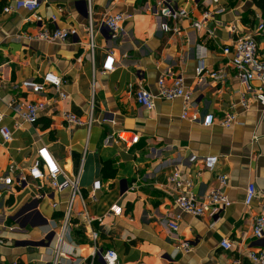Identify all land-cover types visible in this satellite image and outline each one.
Returning a JSON list of instances; mask_svg holds the SVG:
<instances>
[{"label": "crops", "instance_id": "1", "mask_svg": "<svg viewBox=\"0 0 264 264\" xmlns=\"http://www.w3.org/2000/svg\"><path fill=\"white\" fill-rule=\"evenodd\" d=\"M14 1L0 0V127L12 134L10 142L0 138V264H104L94 250L108 249L118 264H233L238 251L243 256L264 245V237H251L264 197V112L254 103L249 111L239 105L241 86L230 56L222 52L234 38L251 35L264 18L255 0H170L187 12L178 21L154 15L161 0H48L32 12L4 13ZM117 13L127 19L112 40L102 22ZM205 13L212 17L204 20ZM52 16V26L73 28L77 35L54 43L27 39L50 29ZM110 54L113 69L105 72ZM200 67L223 70L225 78L200 81ZM47 72L64 80L65 98L43 83ZM162 76L183 78L192 94L191 112L219 117L233 105L238 123L226 129L184 121L181 100H157L152 110L138 105V86L155 95ZM17 101L44 104L35 124L21 122L12 109ZM64 113L90 125L69 127ZM119 131L138 139L126 148L117 141ZM42 148L78 180L91 220L74 216L62 237L69 192H56L32 175ZM175 170L194 180L191 193L197 197L226 176L230 205L214 217L181 214L178 231H171L169 218L179 213L168 183ZM95 182L100 188L93 191ZM250 183L257 199L245 207ZM39 194L45 196L38 199ZM73 210H82L78 200ZM223 240L232 250L220 248ZM182 242L189 243L188 252L176 249Z\"/></svg>", "mask_w": 264, "mask_h": 264}, {"label": "built area", "instance_id": "2", "mask_svg": "<svg viewBox=\"0 0 264 264\" xmlns=\"http://www.w3.org/2000/svg\"><path fill=\"white\" fill-rule=\"evenodd\" d=\"M217 2V0H213ZM48 0H15L12 5L6 6L3 9L4 13H13L20 9H25L29 12L37 10L40 5L46 4ZM170 0H161L158 7L153 9V13L159 16L161 19L169 18L172 21H178L187 17V12L184 10L176 9ZM217 12H220L217 11ZM212 17L209 13L204 14V20ZM126 16L122 13L107 14L103 18V26L107 28L112 40L117 39L122 33L124 28V22ZM57 18L52 16L49 24H54ZM166 22V21H165ZM52 26V25H51ZM167 30L166 23L163 25ZM91 28V27H89ZM90 39L89 48L93 52L95 46L92 41V30L89 29ZM77 35V31L73 28L59 29L56 26H52L50 29L47 27L40 28L34 35L28 36L30 41H40L46 43L65 42L70 38H74ZM223 54L230 56V65L234 70L235 78L239 81L241 86L239 105L244 111L251 109V104H257L262 112H264V19L259 20L253 27L252 34L248 36H239L230 41L229 45L223 48ZM114 58L108 55L103 65V71H111L113 69ZM196 75L200 81L205 78H209L213 81H222L225 78L223 70L211 71L206 68L200 67L196 70ZM43 83L59 94L61 99L65 98V93L62 91L64 80L50 72L44 74ZM258 82L257 86H252V82ZM1 88V83H0ZM134 98L138 105L141 107L152 110L155 102L160 101H174L181 100L183 104V110L180 118L190 123L199 124L203 127H211L217 125L222 128H230L237 124V114L233 111V105L228 111H225L221 116H215L214 113L207 112L205 114H199L198 112H191L192 107V94L186 89L183 78L181 76H162L157 81V91L154 95L150 91L144 89L141 85L138 86L134 92ZM13 111L18 115L19 119L23 123L35 124L42 110L44 109L43 103H25L21 101L13 102ZM64 122L67 126H89L90 120L84 123L82 120L70 113L63 114ZM2 116L0 115V121ZM11 131L5 127H0V138L3 143L10 142ZM117 141L124 144L126 148H129L138 139L137 136H133L129 132L119 131L116 134ZM38 157L40 163L43 166L41 168L40 163H36L31 169L32 175L38 180H43L48 183L50 189L56 192H63L68 190V208L63 217L62 235L66 230H69L73 222V217L77 216L85 222L90 223L91 220L87 215L86 201L82 196L79 188L78 180L70 179L65 172L58 166L55 159L49 154V152L42 148L38 151ZM200 173L195 175V179H198ZM61 178V179H59ZM25 182L23 178L19 185ZM168 183L173 187L176 192V206L179 210L178 214H173L168 221V227L171 231L177 232L179 228V222L181 220V214H186L192 217H201L205 214H209L211 217L216 216L219 211L227 208L230 203L227 196L224 193V188L227 186L228 180L224 175L216 178L217 186L207 192L201 197L194 196L191 193V189L194 185V180L188 175H183L180 170H175L168 176ZM100 188L99 182H95L92 186L93 191ZM45 194H39L38 199H42ZM257 199V190L253 183L247 185L244 196V206L250 207L252 203ZM78 200L81 203L82 210L75 212L73 206L75 201ZM56 204H53V208ZM75 212V213H74ZM113 215H119L120 209L112 208ZM264 197L257 215L252 218V239L255 241H261L264 237ZM92 239H97V233H92ZM220 248L225 251L232 250V244L229 240H223L220 242ZM182 252H188L190 245L187 242H182L176 248ZM94 254H97L104 264H118V257L114 250L108 249L103 253L98 250H94ZM242 258H245L249 264H264V245L259 248L248 250L245 255H241L238 251V255L233 264H242ZM12 264H19L14 262ZM57 264V262H54Z\"/></svg>", "mask_w": 264, "mask_h": 264}, {"label": "trees", "instance_id": "3", "mask_svg": "<svg viewBox=\"0 0 264 264\" xmlns=\"http://www.w3.org/2000/svg\"><path fill=\"white\" fill-rule=\"evenodd\" d=\"M255 2H256V5L261 9L263 13V17H264V0H255Z\"/></svg>", "mask_w": 264, "mask_h": 264}]
</instances>
